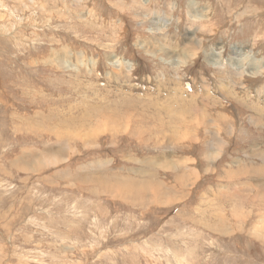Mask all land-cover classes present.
<instances>
[{
  "label": "rangeland",
  "instance_id": "rangeland-1",
  "mask_svg": "<svg viewBox=\"0 0 264 264\" xmlns=\"http://www.w3.org/2000/svg\"><path fill=\"white\" fill-rule=\"evenodd\" d=\"M131 1L0 0V264H264V0H174L178 43Z\"/></svg>",
  "mask_w": 264,
  "mask_h": 264
},
{
  "label": "built area",
  "instance_id": "built-area-1",
  "mask_svg": "<svg viewBox=\"0 0 264 264\" xmlns=\"http://www.w3.org/2000/svg\"><path fill=\"white\" fill-rule=\"evenodd\" d=\"M137 2V6L135 8V12H137V17L140 20L138 22V27H148L150 30H156L161 31L163 33L164 39L165 38H172L173 43H178L182 38L185 36V34L189 31H193L194 29H187L186 27L187 22H191V20L196 19H206L209 15L210 8L207 6L206 3H199L200 5V11H195V8L193 7V13L190 12V7L187 5V12L184 13V16L189 17L190 19L187 20H181L175 16L174 13H177L179 11V4L178 2H174V0H171L172 4L168 7H163L162 2H156L155 0H135ZM192 4V3H191ZM157 5V6H156ZM138 7V8H137ZM186 7H184L185 9ZM137 9V11H136ZM138 20V21H139ZM162 36V37H163ZM181 51H177L176 54H179ZM78 57H83V53H78ZM120 59V57H118ZM93 59V57L91 58ZM122 62L128 63L132 67L127 69L125 65L123 66V71L132 73V71L135 69V63L131 62L130 60L121 59ZM94 61H96V58L94 57ZM215 63L220 61V57L218 59L214 60ZM171 63V62H170ZM220 66L215 67V69L219 68Z\"/></svg>",
  "mask_w": 264,
  "mask_h": 264
},
{
  "label": "bare ground",
  "instance_id": "bare-ground-1",
  "mask_svg": "<svg viewBox=\"0 0 264 264\" xmlns=\"http://www.w3.org/2000/svg\"><path fill=\"white\" fill-rule=\"evenodd\" d=\"M133 2H134V0H132ZM131 1V2H132ZM156 1V0H155ZM192 6V5H191ZM132 8V7H131ZM134 9H135V7H133ZM256 8V7H255ZM133 10V9H132ZM131 10V11H132ZM135 11V10H134ZM190 12L191 13H193L194 11H193V7H190ZM257 13V12H256ZM132 15V14H131ZM136 16V15H135ZM137 17V16H136ZM211 17V16H210ZM209 18V17H208ZM133 20H135V19H133ZM204 20V19H203ZM203 20H202V22H203ZM206 20V19H205ZM201 22V23H202ZM192 27V26H191ZM141 29V28H140ZM139 29V30H140ZM201 30H203V29H201ZM148 31V30H147ZM158 32V31H157ZM191 32V31H190ZM154 33V32H153ZM152 33V34H153ZM156 33V32H155ZM145 34V33H144ZM147 34V33H146ZM161 35V34H160ZM143 36H145V35H143ZM159 39V38H158ZM158 39H155L154 38V43H153V46L152 47H150V49H149V46L147 47V49H146V51L145 52H147V50L149 49V52L151 53V55H152V57L154 58L155 56H156V54H158L157 52H162V51H164L165 52V55L164 56H159L158 58V60L159 61H162L163 62V65H165V66H169V65H171V67L173 66L174 68H175V66H177V67H181V66H183V65H185L186 66V64L188 63V62H190V61H192L195 57H194V55L191 53V50H192V47H193V49L194 50H197V49H202L203 47V43L206 41V39H204L203 37L202 38H200L199 39V41H197V42H186V41H184V43L185 44H180L181 45V47H182V45H183V47L185 46V48H184V51H181L179 54H176V49L174 48V46L172 45V44H170L169 43V45L167 46V47H165L164 45H162V41L160 40H158ZM174 39V38H173ZM172 39V40H173ZM181 41V40H180ZM195 41V40H194ZM149 42V41H148ZM182 43V42H181ZM129 44V43H128ZM146 44H147V42H146ZM156 44H158V45H156ZM159 44H161V45H159ZM150 45V44H149ZM178 45V44H177ZM135 46H137V45H135ZM140 46V48L141 49H143L144 47H145V45L144 44H141V45H139ZM154 46H156V47H160V48H162V49H158V50H155V51H153L155 48H154ZM179 46V45H178ZM212 47V46H211ZM213 48V47H212ZM167 49V50H166ZM177 49H180L179 47H177ZM222 49V48H221ZM236 49V48H235ZM234 49V50H235ZM239 49V48H238ZM233 50V49H232ZM167 51V52H166ZM218 51V50H217ZM214 52V53H212V50L211 49H209L208 50V52H204V55H205V57L208 59V63L209 64H213L214 65V63H215V61L214 60H216V59H218V57H220L219 56V53L218 52ZM221 51V50H220ZM241 51H243L242 49H241ZM153 52H155V53H153ZM225 52V51H224ZM236 52V51H235ZM250 52V51H249ZM185 53V54H184ZM237 54V53H236ZM223 55V54H222ZM225 57V56H224ZM234 57H235V55H234ZM65 58V57H64ZM205 58V59H206ZM103 59V58H102ZM108 59V58H107ZM122 58H118L117 56H112V61L113 62H115V63H119L120 65H122V63L128 68V69H130L132 66L131 65H129L128 63H125V62H122V60H121ZM204 59V58H203ZM235 59V58H234ZM245 60V61H244ZM141 61V60H140ZM242 61H244L245 63L243 64V66L244 65H246V64H248V68H247V72H249V75H254V74H256V72L258 71L259 72V74L260 75H263V73H264V64H261L260 62H256V60L254 61V59H252L251 60V57H249V56H245V55H243V57H242ZM262 61H263V59H262ZM110 62V61H109ZM171 62V63H170ZM236 62V61H235ZM207 63V62H206ZM229 63V62H228ZM111 64V63H110ZM230 64V63H229ZM232 64V63H231ZM216 65V64H215ZM114 66V65H113ZM226 66V65H225ZM115 67H116V65H115ZM113 68V67H112ZM123 68V67H122ZM221 68V67H220ZM224 68V67H223ZM234 68L235 69H237V68H239V65L237 64H235V66H234ZM25 69V68H24ZM171 69V68H170ZM181 69V68H180ZM234 69V70H235ZM20 70V69H19ZM110 70V69H109ZM116 70V69H115ZM222 70V69H221ZM227 70V69H226ZM113 71V70H112ZM121 71V70H120ZM119 71V72H120ZM228 71V70H227ZM233 72V71H232ZM110 73H112V74H114V73H118L117 71H113V72H110ZM127 73V72H126ZM230 73V72H229ZM119 74V73H118ZM259 75V76H260ZM226 81V80H225ZM229 81V80H228ZM224 83V82H223ZM221 84V83H220ZM228 85H229V83H228ZM221 86V85H220ZM224 86V85H223ZM222 86V87H223ZM221 87V88H222ZM77 88V87H76ZM168 91V90H167ZM264 94V93H263ZM98 96H99V94H98ZM164 101V100H163ZM73 102V101H72ZM133 102V101H132ZM165 104V103H164ZM126 105V104H125ZM116 106V105H115ZM155 106H156V104H155ZM168 106V105H167ZM145 108V107H144ZM165 108V107H164ZM161 109V108H160ZM166 109V108H165ZM116 112V111H115ZM126 112V111H125ZM168 112V111H167ZM173 112V111H172ZM182 112V111H181ZM118 113V112H117ZM122 113V112H121ZM141 113H143V112H141ZM170 113V112H169ZM119 114V113H118ZM131 115V114H130ZM145 115V114H144ZM132 116V115H131ZM106 117V116H105ZM122 118V117H121ZM196 118H198L199 119V117H196ZM128 119V118H127ZM182 119V118H181ZM118 120V119H117ZM126 120V119H125ZM130 120V119H129ZM108 121V120H107ZM115 121V120H114ZM186 121V120H185ZM113 122V121H112ZM116 122V121H115ZM205 122V121H204ZM208 122V121H207ZM119 123V122H118ZM157 123V122H156ZM159 123V122H158ZM199 123V122H198ZM203 123V122H202ZM206 123V122H205ZM169 124H171V123H169ZM187 124V123H186ZM191 124V123H190ZM208 124V123H207ZM141 125V124H140ZM197 125V124H196ZM221 125V124H220ZM109 126V125H108ZM111 126V125H110ZM129 126V125H128ZM127 126V127H128ZM158 126V125H157ZM198 126V125H197ZM117 127V126H116ZM159 127V126H158ZM139 128V127H138ZM185 128V127H184ZM134 129H135V127H134ZM148 129H149V127H148ZM209 129V128H208ZM189 130V129H188ZM194 130V129H193ZM127 131V130H126ZM139 131H141V130H139ZM185 131V130H184ZM192 131V130H191ZM205 131V130H204ZM100 132V131H99ZM180 132V131H179ZM193 132V131H192ZM194 134H197V133H195L194 132ZM142 135V134H141ZM191 136V135H190ZM206 136V135H205ZM197 137V136H196ZM208 138V137H207ZM87 139V138H86ZM198 140V139H197ZM205 140H207V139H205ZM219 140H217V142H218ZM223 143V142H222ZM218 145H220V147H222L223 145L220 143V144H218ZM204 146V145H203ZM207 148H208V146H207ZM219 149V148H218ZM202 150V149H201ZM209 153V152H208ZM214 154H217V153H214ZM189 158V157H188ZM216 158V157H215ZM147 160V159H146ZM185 161V160H184ZM170 164V163H169ZM176 167V166H175ZM186 173V172H185ZM191 175V174H190ZM192 175H193V173H192ZM186 176V175H185ZM185 178V177H184ZM183 178V179H184ZM182 180V179H181ZM190 180V179H189ZM185 182V181H184ZM189 182V181H188ZM181 184H182V182H181ZM186 184V183H185ZM184 185V184H183ZM186 186V185H185ZM184 187V186H183ZM143 189H144V187H143ZM120 191V190H119ZM154 191V190H153ZM155 192V191H154ZM120 193V192H119ZM138 194V193H137ZM122 195V194H121ZM157 195V194H156ZM155 195V196H156ZM127 196V195H126ZM130 198V197H129ZM127 199V198H126ZM124 200H125V197H124ZM137 201V200H136ZM141 201V200H140ZM135 202V201H134ZM232 233V232H231ZM147 254V253H146ZM144 255V254H143ZM204 259H206V258H204Z\"/></svg>",
  "mask_w": 264,
  "mask_h": 264
},
{
  "label": "crops",
  "instance_id": "crops-1",
  "mask_svg": "<svg viewBox=\"0 0 264 264\" xmlns=\"http://www.w3.org/2000/svg\"><path fill=\"white\" fill-rule=\"evenodd\" d=\"M187 24H192V23L189 21V22H187ZM188 29H190V28L188 27Z\"/></svg>",
  "mask_w": 264,
  "mask_h": 264
}]
</instances>
